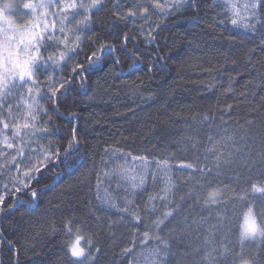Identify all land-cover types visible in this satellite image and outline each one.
Instances as JSON below:
<instances>
[{"label": "trees", "instance_id": "obj_1", "mask_svg": "<svg viewBox=\"0 0 264 264\" xmlns=\"http://www.w3.org/2000/svg\"><path fill=\"white\" fill-rule=\"evenodd\" d=\"M248 2L187 0L183 7L174 9V0H103L102 7L87 13V27L77 28L83 10L70 13L63 25L57 20L56 36L66 37L74 51L59 64L38 61L32 80L15 81L22 87L13 89L3 101L5 108L12 105L14 115L8 117L6 111L0 115V120L10 123L6 133H0V209H4L0 211V264H217L223 260L219 253L225 243L230 247L229 257L235 252L243 259H254L255 264H264V238L254 242L239 239L248 207L258 223L264 221V214H260L264 198L247 207L246 202L236 201L238 184L229 166L223 169L226 175L221 181L209 179L208 183L196 167H184L199 156L200 170L212 169L214 157L209 155L206 165L203 153L206 147H219L216 142L220 136L210 128L219 125L227 135L243 128L247 135L236 137L240 153L230 167L244 179L251 169L254 181L258 179L259 166H246L242 160L249 151L253 155L264 151V7L260 22L248 21L256 25L255 31L244 28L239 19L233 26L230 21L236 17L228 11L230 3H235L243 15V5ZM144 7L149 8L148 13L142 11ZM18 15L26 23L16 37L27 31L25 24L31 20L28 9H18ZM61 26L63 33L58 31ZM76 35L81 36L79 47ZM104 44L113 45L114 52L102 55L97 70L81 74L77 65L87 69L92 53L101 55L99 49ZM64 50L62 42L48 41L40 55L59 59ZM49 76L57 87L61 76L70 81L66 89L56 93L55 105L48 99L50 93L45 95ZM35 81L43 82L41 92L30 95L25 90ZM33 99L39 101L38 126L52 128L55 134L30 137L22 132L21 140L13 136L11 124L25 122L21 118L25 100L31 103ZM71 112L78 114L75 126L80 145L70 158L74 163L66 167L61 157L33 172L37 160L32 157L42 158L46 150L56 147L63 153L67 148L73 127L68 116ZM201 115L206 119L192 127L193 117ZM5 134L12 148L6 147ZM209 137L214 138L212 142ZM127 153L151 161L145 185L133 194H129L120 169L139 171L140 166ZM162 159L171 165L168 176L175 184L172 206L180 203L182 216L191 225L186 234L169 239L166 256L152 254L157 246H165L155 239V229L145 227L158 215L150 211L148 197L162 195L167 177L155 168ZM240 185L246 186L243 180ZM194 186L198 189L195 201L188 195ZM213 192L217 194L215 202L206 203L213 199ZM107 197H112L118 208L125 206L127 197L133 202L130 212L141 215V222L132 221L118 208H107L101 203ZM151 203L159 208L164 201ZM225 204L229 205L227 211ZM177 219L169 218L159 235L167 236L169 229L179 231L183 225H178ZM145 231L149 232L146 242L142 241ZM75 234L85 237L83 246L91 259L77 260L70 255ZM133 244V254L122 253ZM194 248H200L199 255ZM213 248L212 261H201L200 256Z\"/></svg>", "mask_w": 264, "mask_h": 264}, {"label": "snow or ice", "instance_id": "obj_2", "mask_svg": "<svg viewBox=\"0 0 264 264\" xmlns=\"http://www.w3.org/2000/svg\"><path fill=\"white\" fill-rule=\"evenodd\" d=\"M187 2V0H174L173 7L174 9H178L183 7V5ZM97 6H103V0H90V3L85 4L83 0H80L78 3L77 0H28L25 3V9H28L31 14V20L25 24V28L27 29L26 32H23L19 35V37L15 38H5L3 41H0V115H4L5 111L8 117H13L12 112V105L8 104L5 108L4 99H6L9 93L15 89L22 87V85L16 84L15 81H24L28 82L33 78V67L38 62L43 60L44 64H47L49 61H52L53 64H59L60 61L64 60L67 53L74 51V48L69 46L67 38H61L56 36L55 32L57 30V20L60 21L61 25L65 21H67L69 14H78L79 10H83V19L77 22V28L79 25H85L90 22V17L87 13L91 11L92 8ZM156 7H161V5L157 4ZM264 7V0H249L248 3L243 5V15L241 14L240 9L237 8L235 3H230L228 11L231 12L233 18L231 19V24L233 26L238 24V19L243 22V27L250 29L252 31L256 30V25L252 24L248 21L256 20L260 22L261 19V11L260 9ZM43 10V11H40ZM144 13L149 12L148 7H144L142 9ZM130 15H136L135 12H130ZM118 15V14H117ZM127 19V16L123 17ZM50 21V22H49ZM75 29H70V31H74ZM59 32H65L63 26L58 29ZM149 38H151V32L148 33ZM15 39V44L13 45L12 40ZM127 37H125V40ZM76 47H79V42L81 40L80 35H76ZM54 41L57 43H63L65 45V50L59 54V59H54L53 57L49 56L45 59L42 55H40L41 48L45 47L46 42ZM23 45V48H21ZM123 46V45H122ZM114 46L111 44H104L100 46L99 51L101 55H97L96 52L92 53V56L89 58L87 69H85L84 65H77L78 68L81 69V74L84 70L89 72L97 70L100 65L102 55H110L114 52ZM23 57V58H22ZM73 72L76 71V68L72 69ZM59 82V86H56V82L53 81L51 76L48 77L45 95H48V99L52 100L53 104L55 105V96L56 93L60 92L61 89H66V86L70 85L69 80H65L63 76H61ZM41 83L40 81L33 82L32 86L28 87L25 91L32 95V94H39L41 92ZM81 88H83V84H81ZM39 106V101L33 99L31 103L25 100V113L22 114L21 118L25 120L24 123H12V134L14 137L20 138L23 140L21 133L23 132L24 135H28L30 137L36 136L37 133L40 134H47V135H54L52 128L49 127H39L37 121L40 120V116L37 113V107ZM228 108H231V105H228ZM69 118L73 122V127L71 128V139L67 141V148L64 150L63 153L60 152L59 147H56L54 151L51 149L46 150L45 154L42 156L37 155L35 158L37 163L33 165L32 171H38L39 168L43 165L46 166L47 162L52 160L61 158V162L67 166H71L74 163L73 160L70 158L72 157L73 152H77L79 149V141L77 140L76 135V121L78 120V114L75 112L68 113ZM206 119L205 116H197L193 117V124L192 127H195L196 124L201 123ZM31 121L28 123L27 121ZM223 123V121H221ZM251 124V123H249ZM0 133H6V130L10 128V123L6 122L5 120H0ZM210 131L215 130L217 135L220 136V141L216 143L219 144V147H212V148H205L203 157L204 162L207 165L209 163L208 157L211 155L214 159L211 161L213 167L209 170L205 167L203 170H200V157H193L195 163H188L184 165L189 169L196 167L197 171H200L201 177L205 179V183L209 182H217L221 181V177L225 176L226 173L223 171L225 166H229V170L233 171V179L237 181L238 184V191L236 193V201L246 202L245 206L249 204H254L256 200H260L264 198V187L259 186L261 183H264V151L259 152V154L253 155L251 151L245 154L244 159L242 162L247 165H252L253 167L259 166V171L257 172V177L254 181L253 176L251 174V169L248 171L247 179L243 178V174L240 172L234 171L230 165H232L237 155L240 153V148H236L235 145L237 143L236 137L237 136H246L247 131L243 128H239L237 130H233L231 135H227V130L222 129L219 125H216L214 128H210ZM194 139V137H193ZM210 142L213 141V137L208 138ZM222 141V143H221ZM4 143L7 148H12L13 144L9 142L7 135L4 136ZM221 148L224 149L221 152ZM19 155H23V151L20 150L18 152ZM127 156L131 157L133 161H137L140 170L137 171L136 169L123 167L120 169L122 178L128 182L130 193L133 194L137 189L143 188L146 183L147 173L149 167L151 165V161L147 159L145 156L135 157L132 156L131 153H127ZM15 159V157H13ZM155 168L157 171H163L165 173L166 182L164 187L162 188V195L158 196H149V206L150 211L153 214L158 213L156 218L151 221V223L146 224L145 227L149 229H155L156 235L155 239L159 240L165 247L161 248L157 246L152 250L153 255L159 256H166L168 254V245L169 239L172 237H180L186 234L191 227L188 224V218L182 216L181 212V204L175 203L172 206V199L171 197L174 195V188L175 184L171 180V177L168 176V173L171 170V165L169 164L167 159L159 160L155 163ZM19 170V168H18ZM25 175L31 178L29 173H25ZM155 176V173H154ZM243 180V184L246 186H241L240 181ZM27 187V185H23ZM204 185H201L203 188ZM19 191V189H17ZM240 193H243V197H241ZM259 193L260 195L257 196L256 194ZM36 193L32 192V196L35 197ZM190 195L193 200L198 197V189L194 186L192 187ZM217 194L215 192L211 193L210 196L213 198L211 201L207 202H215L214 198ZM161 199L164 203L157 208L155 204L151 202ZM184 198L181 197V200ZM2 198H0V203H2ZM101 203L106 205L107 208H118V205L114 202L112 197H107L102 199ZM123 203L125 204L124 207H119L118 210L121 213L128 214L132 221L141 222L142 217L141 215L137 214L135 211L130 212V206H133V202L127 197L124 198ZM235 203V201L233 202ZM229 207L228 204H225L224 208L227 211ZM0 211H4V209H0ZM260 214H264V206L261 207ZM172 217H179L176 220L178 225L182 224L183 227L177 231L176 229H169L168 235L162 237L159 235L161 231L164 229L161 227L162 225L166 226L165 222L169 221V218ZM200 221H193V223H199ZM215 227V226H213ZM224 228H226V224H224ZM138 231V229H137ZM258 232V223L257 217L253 215L252 207H248L247 214L245 216V223H244V231L240 234L239 239L241 242L246 240L247 237L255 238ZM225 235V233H221ZM264 235V234H262ZM149 238V232L145 231L142 233V241L146 242ZM225 240H227V235H225ZM11 243V241H9ZM91 243V242H90ZM136 247V244H133V247H125L122 249L123 254H133V249ZM220 248L223 249L222 253H219L223 256V260L217 262V264H242L243 262V255L237 256L235 252H231V256L229 257L230 247L227 243L221 244ZM97 252L100 249H96ZM193 251L199 255L200 248H194ZM216 251L213 248L211 251H206L200 256V260H207L209 262L212 261V252ZM72 257L80 259L81 256V249L79 246V241L75 242L71 246ZM133 260H135V255H133ZM89 259L91 256L89 255ZM159 264V262H157ZM199 264V262H197Z\"/></svg>", "mask_w": 264, "mask_h": 264}, {"label": "clouds", "instance_id": "obj_3", "mask_svg": "<svg viewBox=\"0 0 264 264\" xmlns=\"http://www.w3.org/2000/svg\"><path fill=\"white\" fill-rule=\"evenodd\" d=\"M26 2L23 0H0V34L4 35L5 38H15L16 32L19 31L23 24L26 21H21L20 16L18 15V9H25L24 5ZM15 39L12 40L13 45L15 44ZM264 221H260L258 223V232L255 238L247 237L246 239H257L264 238ZM85 237L82 235H76L75 242L79 241V246L81 249L80 258L87 259L89 258L88 249L84 246H81V241L84 240ZM91 241H89L90 243ZM71 246L69 247L70 255L72 256ZM75 258V257H74ZM242 264H255V260L252 258L243 259Z\"/></svg>", "mask_w": 264, "mask_h": 264}, {"label": "rangeland", "instance_id": "obj_4", "mask_svg": "<svg viewBox=\"0 0 264 264\" xmlns=\"http://www.w3.org/2000/svg\"><path fill=\"white\" fill-rule=\"evenodd\" d=\"M262 187H264V186H262ZM247 211H248V210H247ZM247 211H246V213H245V215H244V220H243V231H244L245 216H246V214H247ZM253 215H254V212H253ZM254 216H255V215H254ZM257 223H258V222H257ZM76 235H78V234H75V235L73 236V239H72L70 245H72V244L74 243ZM258 239H259V238L255 239V240H258ZM255 240L249 238V239H246L245 241H246V242H251V241L254 242ZM81 246H83V240L81 241Z\"/></svg>", "mask_w": 264, "mask_h": 264}]
</instances>
